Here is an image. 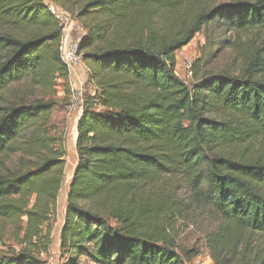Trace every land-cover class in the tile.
Here are the masks:
<instances>
[{"label":"trees","instance_id":"obj_1","mask_svg":"<svg viewBox=\"0 0 264 264\" xmlns=\"http://www.w3.org/2000/svg\"><path fill=\"white\" fill-rule=\"evenodd\" d=\"M52 1L85 30L78 51L89 89H83L75 126L76 163L65 187L55 264H190L197 251L178 250L162 227L149 225L156 214L146 208L149 187L165 175H181L195 199L225 223L210 236L214 251L230 246L242 231L264 234V159H235L223 151L264 135V82L250 73L259 49L250 53L241 76L197 75L203 52L192 63L190 84L175 70L176 52L197 33L209 46L233 47L235 34L264 28V0L200 11L170 39L163 25L187 0ZM0 22L28 29L23 36L0 33V90L22 79L66 83L61 30L44 0H0ZM211 28L232 35L215 40ZM54 105H0V153L15 151L18 137L29 147H46L50 137L39 119ZM62 153L33 170L0 175V216L26 217L21 249H0V264L41 263V226L56 203ZM27 189L35 194L31 207L12 198Z\"/></svg>","mask_w":264,"mask_h":264},{"label":"rangeland","instance_id":"obj_2","mask_svg":"<svg viewBox=\"0 0 264 264\" xmlns=\"http://www.w3.org/2000/svg\"><path fill=\"white\" fill-rule=\"evenodd\" d=\"M234 1L237 0H187L165 21L162 30L166 39L174 36L180 26L189 24L200 11ZM156 22L162 25L163 18L157 19ZM72 29V37L76 40L85 32L81 23L75 18ZM212 29V38L215 40L232 35L223 33L221 28L213 31ZM27 31V28L15 29L9 24L0 22V33L11 32L23 36ZM207 32L208 29L206 34ZM235 40L237 43L233 47L209 46L205 43L204 34L197 33L186 46L176 52V73L186 84L193 82L194 75L184 67L183 62L191 60L193 63L203 52L205 60L199 64L197 75L223 72L241 76L244 74L250 53L259 49L260 58L252 65L250 73L252 77L264 82V28L235 34ZM78 72L83 74L82 77L80 76L82 87L88 91L85 85L86 67L83 63L78 67ZM70 91L68 80L64 83L61 79L47 86L22 79L0 90V105L29 103L33 100H48L55 104L45 116L46 119H39L40 125L44 126V131L50 137L46 141V147H29L26 139L18 137L15 151L5 150L0 153V175L7 177L33 170L46 157H58L59 152L63 151L62 156L59 157L63 163L56 203L48 214V220L41 226L40 252L36 253L41 261L40 264H55L58 260L59 229L66 203L65 187L76 163L74 123L78 112L69 107L70 95L72 96ZM223 151L235 159H264V135L241 144L224 147ZM152 184L149 187L150 197L146 208L152 209L156 214L152 217L154 221L149 223L150 228L162 227L178 250L197 251L190 264H264V234L242 231L241 237L239 236V239L230 246L214 251L213 243L209 240L210 236L225 224L217 212L210 205L198 202L190 191L188 181L179 174L160 176ZM12 198L31 207L35 194L27 189ZM164 200H166L165 204H163ZM25 228V216L20 218L0 216V249L8 253L20 250L22 245L19 240ZM42 243H46V249L42 247Z\"/></svg>","mask_w":264,"mask_h":264},{"label":"built area","instance_id":"obj_3","mask_svg":"<svg viewBox=\"0 0 264 264\" xmlns=\"http://www.w3.org/2000/svg\"><path fill=\"white\" fill-rule=\"evenodd\" d=\"M50 12L53 14L61 30L59 43L60 57L68 73V86L70 88L69 107L78 112L82 111L83 105V87L82 75L78 74V67L82 63L81 53L78 51V40L73 39L74 18L71 13L52 0H44ZM184 67L191 73L192 61L183 62ZM81 76V77H80Z\"/></svg>","mask_w":264,"mask_h":264},{"label":"crops","instance_id":"obj_4","mask_svg":"<svg viewBox=\"0 0 264 264\" xmlns=\"http://www.w3.org/2000/svg\"><path fill=\"white\" fill-rule=\"evenodd\" d=\"M78 73H79V72H78ZM79 74L83 76V74H82V73H79ZM77 118H78V116H77V117H76V119H75L74 126H76V121H77Z\"/></svg>","mask_w":264,"mask_h":264}]
</instances>
